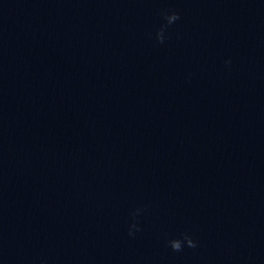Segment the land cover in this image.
Listing matches in <instances>:
<instances>
[{
	"label": "water",
	"instance_id": "95a60500",
	"mask_svg": "<svg viewBox=\"0 0 264 264\" xmlns=\"http://www.w3.org/2000/svg\"><path fill=\"white\" fill-rule=\"evenodd\" d=\"M0 264H264V0H0Z\"/></svg>",
	"mask_w": 264,
	"mask_h": 264
},
{
	"label": "clouds",
	"instance_id": "9594fccd",
	"mask_svg": "<svg viewBox=\"0 0 264 264\" xmlns=\"http://www.w3.org/2000/svg\"><path fill=\"white\" fill-rule=\"evenodd\" d=\"M162 17L165 23L162 24L159 30L156 32V40L158 43H164L165 40L164 33L167 30L168 26L172 25L180 18L175 11H171V10L162 13ZM225 63L227 64L229 62L226 61ZM139 211L140 210L138 209L137 214L139 213ZM132 227H135V225H133ZM137 231H139V229H137ZM128 234L131 236L132 235L131 231H129ZM167 243L168 246L171 248V250L174 252L182 251L183 247L185 246L190 249L196 248L198 246L197 243L194 242V240L188 234H184L180 239L169 240Z\"/></svg>",
	"mask_w": 264,
	"mask_h": 264
}]
</instances>
